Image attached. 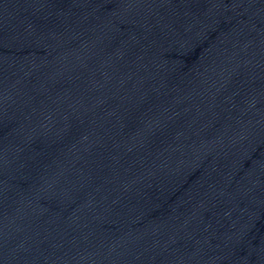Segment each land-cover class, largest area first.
I'll list each match as a JSON object with an SVG mask.
<instances>
[{
	"label": "water",
	"instance_id": "95a60500",
	"mask_svg": "<svg viewBox=\"0 0 264 264\" xmlns=\"http://www.w3.org/2000/svg\"><path fill=\"white\" fill-rule=\"evenodd\" d=\"M0 264H264V0H0Z\"/></svg>",
	"mask_w": 264,
	"mask_h": 264
}]
</instances>
